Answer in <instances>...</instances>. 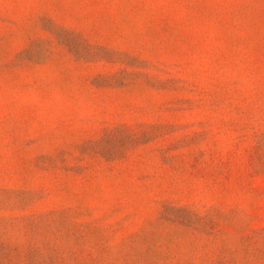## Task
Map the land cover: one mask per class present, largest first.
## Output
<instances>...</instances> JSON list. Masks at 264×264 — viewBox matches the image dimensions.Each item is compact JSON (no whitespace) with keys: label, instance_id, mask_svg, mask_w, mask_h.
Masks as SVG:
<instances>
[{"label":"rangeland","instance_id":"1","mask_svg":"<svg viewBox=\"0 0 264 264\" xmlns=\"http://www.w3.org/2000/svg\"><path fill=\"white\" fill-rule=\"evenodd\" d=\"M0 264H264V0H0Z\"/></svg>","mask_w":264,"mask_h":264}]
</instances>
